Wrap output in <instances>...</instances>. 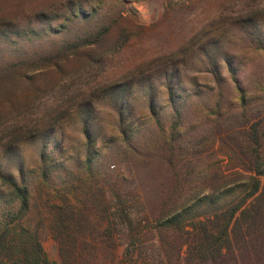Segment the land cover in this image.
<instances>
[{"label": "rangeland", "instance_id": "1", "mask_svg": "<svg viewBox=\"0 0 264 264\" xmlns=\"http://www.w3.org/2000/svg\"><path fill=\"white\" fill-rule=\"evenodd\" d=\"M67 1L0 0V21L15 20L25 25L32 15L60 10ZM75 1L82 2L86 10L103 7L110 22L117 20L118 32L126 30L125 40L130 39L100 64L87 65L81 58H70L59 68L45 67L36 72L29 69L28 80L21 75L27 70L25 66L12 73H0V166L18 175L19 161L12 154H19L32 191L29 219L38 225L50 259H69L71 264H109L95 255L108 254L107 189L98 186L94 194L88 190L85 196L86 189H81L80 181L68 179L65 174L68 169L76 174L84 169V118L91 121L96 137L93 170L112 171L120 176L135 219L145 217L152 221L162 211L224 184H228L225 193L231 192L229 188L237 184L239 173H246L250 127L256 121L264 124V48L254 47L237 19L264 10V0ZM263 35L261 19L252 36ZM213 38L219 40L218 50H224L221 84L207 71V58L196 48ZM11 56L14 57L12 53L0 52V64ZM168 56L181 62L180 92L186 96L174 150L167 142L175 119L166 78L156 73L161 70L156 65L164 64ZM230 66L235 69L236 79ZM131 81L135 84L122 105L112 87ZM40 86L44 89L37 91ZM150 87L157 92L153 107L149 102ZM239 87L245 90V105ZM121 106L129 114L125 115V122L119 114ZM50 109L54 114L56 110L59 114L67 109L70 112L64 113L55 132L38 139V130L47 124L45 112ZM23 134L31 141L24 137L12 148L15 136ZM43 148L65 166L63 170L53 169L52 185L37 177ZM90 185L86 183L84 187ZM65 197L78 205L83 199L86 216L91 214L83 226L56 231L50 223L52 204L62 205ZM5 200L0 199V214ZM57 232L63 241L56 238ZM75 237L78 243H74ZM82 237L90 243L80 242ZM142 238L146 240L148 255L157 258L155 236L147 232ZM99 239L98 244L91 243ZM74 248L83 255L75 258L71 254ZM127 252V244L122 245L120 258ZM261 254L264 257V251ZM253 258V253L243 251L241 264H260L261 260ZM125 260L130 263V256ZM132 260L135 264L134 257Z\"/></svg>", "mask_w": 264, "mask_h": 264}, {"label": "trees", "instance_id": "2", "mask_svg": "<svg viewBox=\"0 0 264 264\" xmlns=\"http://www.w3.org/2000/svg\"><path fill=\"white\" fill-rule=\"evenodd\" d=\"M246 17L238 18V24L247 31L246 35L254 47L264 48V35L252 36L258 29L261 19H264V10L253 11L252 16ZM80 23L86 25L82 26ZM116 23L117 20L109 21L103 7L86 10L82 2L75 0H68L60 10H46L32 15L27 18L25 25L18 24L15 20L0 21V52H9L14 56L0 64V73H12L25 66L27 70H23L21 75L23 79L28 80L29 69L36 72L45 67L59 68L63 61L70 58H81L85 64H100L107 59L108 54L124 47L130 39L125 40L126 30L118 32ZM215 39L210 40L207 45L201 46V43L198 47L195 43L192 49L196 47L206 56L207 64L210 65L207 71L213 74L218 84H221L224 79L222 74L224 50H218L220 43ZM42 41L40 46L39 43ZM177 59L168 56L164 59V64L156 65L161 66V70L156 73L166 78L169 101L173 108L175 121L167 137L170 149L173 150L178 140V126L183 118L182 108L186 98L180 92L181 67L178 64L181 62H177ZM230 71L236 79L235 69L230 66ZM134 84L135 82L131 81L112 87V92L116 91L122 105L126 93L132 91ZM43 89L44 87L40 86L37 91ZM239 89L245 105V90L241 87ZM148 91L150 106L153 107L157 92L152 87ZM92 97L93 94L89 98ZM52 111L53 109L46 110L44 120L47 124L38 130L41 134L38 139H44L48 134L55 132L64 113L70 112L69 109L63 110L61 114L57 110L55 114ZM119 114L122 122L126 121L125 115L129 116L123 106L120 107ZM250 130V143L246 151L248 159V164H245L246 173H239L241 177L234 187L229 188L231 192L225 193L228 184H224L204 195L199 193L189 200L178 203L149 221L145 217L134 218V210L127 202L123 193L125 186L118 174L112 171L102 172L97 168L93 170L96 137L91 130V121L88 117L84 118L83 132L86 136L84 169L77 174L68 169L65 170V174L68 179L80 181L81 189H86L85 196H88L89 192L94 194V189L98 186L107 189L109 202L105 210L108 213L109 224L105 233L107 237L105 241L108 242L105 250L108 254L103 256L105 253L96 252L95 255L102 256L104 263L109 264H133V257L135 264H182L183 261L187 264H241V255L246 251L254 254L255 261L261 260L260 264H264V257L261 254L264 251V124L260 121L253 122ZM24 137L31 141L27 134L19 138L15 136L12 148L18 146ZM12 156L19 161L18 175L0 166V199H6L0 214V264H71L69 259L58 262L47 255L38 225L29 219L32 191L24 164L17 152ZM40 158L42 165L37 177L42 183L52 185L55 175L53 169L56 170L58 167L63 170L65 166H62L63 163H60L58 158L49 155L46 148L42 149ZM86 183L91 185L84 187ZM77 196L78 194H75V197ZM70 199L65 197L62 205L52 204L50 223L56 231L83 226V222L90 217L91 213L86 216L83 199H79L80 205L73 204ZM88 211L90 212L89 209ZM147 232H151L158 242L157 258L148 255L149 252L144 245L146 240H143L142 236ZM56 238L61 239L58 232ZM77 239L74 238V243H78ZM80 242L90 243L85 237H82ZM99 242L101 239L97 242L92 240L91 243ZM124 244H127L128 252L122 259L120 248ZM71 254L75 258L83 255L77 248H74ZM129 256L130 263L125 260Z\"/></svg>", "mask_w": 264, "mask_h": 264}]
</instances>
